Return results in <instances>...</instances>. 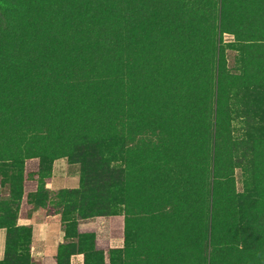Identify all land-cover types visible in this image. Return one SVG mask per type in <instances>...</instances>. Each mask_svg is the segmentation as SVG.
Segmentation results:
<instances>
[{
    "label": "trees",
    "instance_id": "1",
    "mask_svg": "<svg viewBox=\"0 0 264 264\" xmlns=\"http://www.w3.org/2000/svg\"><path fill=\"white\" fill-rule=\"evenodd\" d=\"M33 159L48 217L124 216L111 264H264V0H0V264H40ZM59 159L79 188H47Z\"/></svg>",
    "mask_w": 264,
    "mask_h": 264
},
{
    "label": "rangeland",
    "instance_id": "2",
    "mask_svg": "<svg viewBox=\"0 0 264 264\" xmlns=\"http://www.w3.org/2000/svg\"><path fill=\"white\" fill-rule=\"evenodd\" d=\"M225 41L231 43L234 41L233 35H225ZM231 62L233 61V55L230 56ZM7 182L11 184L9 178H6ZM40 180V161L38 159L28 160L25 164V168L22 174L19 175L17 183L22 187L23 199L21 201V209L19 214V220L32 219L34 222H41L46 219L47 214L44 211H40L31 201L32 196L39 188ZM47 188L53 192H57L63 189H75L80 186V173L79 167L76 165H70L66 159H59L54 162L52 168V174L49 178ZM241 187V183L238 184ZM0 193L3 197L7 196L8 188H1ZM4 193V194H3ZM56 216V215H55ZM59 216L60 228L67 234V244L73 243L72 247L62 252L68 254L71 250H78L80 246L87 250H100L106 253V263H110L109 251L111 249H121L124 247L125 238V219L123 215L110 216V217H96L80 226V222L72 220L73 217ZM81 237V238H80ZM50 248L57 252L59 245L50 242ZM33 244V243H32ZM38 247V246H37ZM38 249H40L38 247ZM84 259V255L81 254ZM40 264H43L40 261Z\"/></svg>",
    "mask_w": 264,
    "mask_h": 264
},
{
    "label": "crops",
    "instance_id": "3",
    "mask_svg": "<svg viewBox=\"0 0 264 264\" xmlns=\"http://www.w3.org/2000/svg\"><path fill=\"white\" fill-rule=\"evenodd\" d=\"M92 219L80 221V226L89 224ZM61 221V220H60ZM59 216L46 217L44 221L34 222L30 219H21L18 223L20 226H32L33 228V244H32V255L36 257L43 264H57L56 262V251L50 248V242L59 245L65 241V232L60 228ZM6 230L0 229V261L4 259L5 255V243H6ZM40 249H38V247ZM71 264H84V259L81 255L73 256Z\"/></svg>",
    "mask_w": 264,
    "mask_h": 264
}]
</instances>
